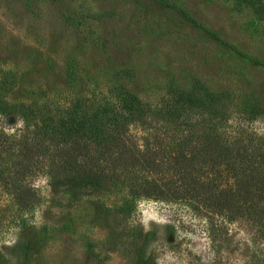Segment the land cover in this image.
<instances>
[{"label": "rangeland", "instance_id": "obj_1", "mask_svg": "<svg viewBox=\"0 0 264 264\" xmlns=\"http://www.w3.org/2000/svg\"><path fill=\"white\" fill-rule=\"evenodd\" d=\"M169 1L264 62V21L251 8L233 0ZM124 69L131 71L124 83L152 105L167 96L173 79L186 87L193 76L229 91L236 103L251 93L264 99L263 67L153 0H0L2 106L66 107L106 92ZM249 126L264 134V120ZM23 128L19 121L7 132ZM33 184L43 200L34 227L0 240V264H264V241L240 222L221 231L184 211L188 224L179 227L177 243H165L160 225L174 219L176 206L144 201L134 216L119 217L110 208L118 199L110 197L102 217L94 198L54 195L42 175ZM139 229L158 230L157 238L144 243Z\"/></svg>", "mask_w": 264, "mask_h": 264}, {"label": "trees", "instance_id": "obj_2", "mask_svg": "<svg viewBox=\"0 0 264 264\" xmlns=\"http://www.w3.org/2000/svg\"><path fill=\"white\" fill-rule=\"evenodd\" d=\"M153 1L264 68L177 3ZM233 1L264 21V0ZM130 73L115 72L106 92L81 95L66 107L0 103V240L34 227L43 200L33 182L42 175L54 195L94 198L102 217L110 197L118 199L110 208L119 217L134 216L144 201L176 206L174 219L160 225L165 243H177L179 227L188 224L184 211L221 231L240 222L264 241V134L249 126L264 120V99L251 93L236 103L229 91L193 76L186 87L173 79L167 96L152 105L124 83ZM19 121L21 133L7 132ZM137 232L144 243L158 235Z\"/></svg>", "mask_w": 264, "mask_h": 264}]
</instances>
